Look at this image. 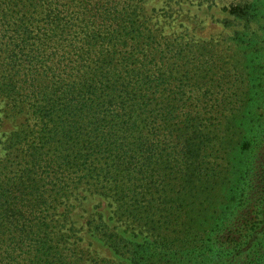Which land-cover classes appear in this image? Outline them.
<instances>
[{"label": "trees", "instance_id": "trees-1", "mask_svg": "<svg viewBox=\"0 0 264 264\" xmlns=\"http://www.w3.org/2000/svg\"><path fill=\"white\" fill-rule=\"evenodd\" d=\"M145 1L0 0V99L26 115L0 159V264H82L54 219L78 195L110 201L154 264H202L219 228L237 235L212 264H232L242 231L264 220L258 105L236 108L233 62L163 35ZM191 1L226 4L248 54L264 42V0ZM231 170L253 176L245 209L234 187L221 202Z\"/></svg>", "mask_w": 264, "mask_h": 264}, {"label": "rangeland", "instance_id": "rangeland-1", "mask_svg": "<svg viewBox=\"0 0 264 264\" xmlns=\"http://www.w3.org/2000/svg\"><path fill=\"white\" fill-rule=\"evenodd\" d=\"M143 7L150 24L163 35L181 36L194 43L210 42L215 50H220L227 57V61L233 62L238 71L234 73L236 77L231 79L228 91L231 93V101L236 108L243 107L247 101L258 105L257 118H261L262 124L258 134L264 137V42L250 48L251 53L248 54L247 45H242L234 36V33H242L243 23L230 16L224 3L211 5L191 0H146ZM250 28L254 31L256 25L251 24ZM25 119L26 115L14 114L5 100L0 99V159L5 155L3 142L6 137L17 131ZM234 132L235 128L230 126L229 129L227 126L222 136L225 141L231 142L233 139L235 151L239 137H233ZM232 159L237 163L234 157ZM260 167L258 164L255 166L254 174ZM226 173L228 176L219 189L221 202L231 198L229 190L234 187V191L238 190L236 206L239 204L245 209L239 203L241 197L243 201L247 200L242 184L244 179L252 180L253 176L236 174L234 170ZM63 211L68 212L67 218ZM113 211L110 201L100 196L78 195L72 197L65 208L58 206L54 219L62 226L61 233L68 237V242L77 247L82 264H135V261H139V264H154L147 255H143L147 254L151 243L143 238L146 234H138L137 229L117 221ZM236 212L242 219L241 208L240 211L236 209ZM253 224L252 231H242V235H239L242 243L238 251L233 252L232 264H243L246 261L264 264V220L260 217ZM235 235V229H217L214 241L218 243L209 246L202 264H212L228 249ZM142 239L146 240L145 244Z\"/></svg>", "mask_w": 264, "mask_h": 264}]
</instances>
